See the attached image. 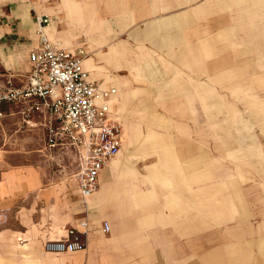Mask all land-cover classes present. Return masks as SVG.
I'll return each instance as SVG.
<instances>
[{
  "label": "crops",
  "instance_id": "obj_1",
  "mask_svg": "<svg viewBox=\"0 0 264 264\" xmlns=\"http://www.w3.org/2000/svg\"><path fill=\"white\" fill-rule=\"evenodd\" d=\"M35 15L116 90L121 151L85 200L0 163V264H264V0H0V85L25 82ZM20 110L0 124L45 135ZM83 221V252L44 250Z\"/></svg>",
  "mask_w": 264,
  "mask_h": 264
},
{
  "label": "built area",
  "instance_id": "obj_2",
  "mask_svg": "<svg viewBox=\"0 0 264 264\" xmlns=\"http://www.w3.org/2000/svg\"><path fill=\"white\" fill-rule=\"evenodd\" d=\"M39 45L29 54L30 72L21 86L9 78L0 85V119L4 107L21 106L20 115L27 121L31 115L41 118L49 147L68 146L76 156L73 179L82 200L98 188L99 174L121 151L120 127L107 119L114 88L103 89L89 80L83 69V52L71 53L52 45L44 31L50 24L47 16H36ZM79 229L70 228L66 237L46 241L48 253H76L86 249L87 222ZM103 232L109 224L103 223Z\"/></svg>",
  "mask_w": 264,
  "mask_h": 264
},
{
  "label": "rangeland",
  "instance_id": "obj_3",
  "mask_svg": "<svg viewBox=\"0 0 264 264\" xmlns=\"http://www.w3.org/2000/svg\"><path fill=\"white\" fill-rule=\"evenodd\" d=\"M35 18L36 15L34 22ZM8 73L0 66V80ZM44 137L40 128L30 129L16 120H4L0 124V163L5 167L37 163L43 168L49 184L61 185L64 190L71 191L72 177L77 169L76 157L66 147L52 151L45 149ZM235 203L240 204V200L236 199Z\"/></svg>",
  "mask_w": 264,
  "mask_h": 264
},
{
  "label": "bare ground",
  "instance_id": "obj_4",
  "mask_svg": "<svg viewBox=\"0 0 264 264\" xmlns=\"http://www.w3.org/2000/svg\"><path fill=\"white\" fill-rule=\"evenodd\" d=\"M50 22L52 23L53 22V20L52 19H50ZM36 24V23H35ZM47 27H45L44 28V31H45V29H46ZM36 29H38V26L36 25Z\"/></svg>",
  "mask_w": 264,
  "mask_h": 264
}]
</instances>
